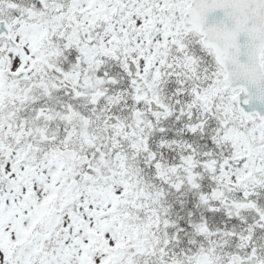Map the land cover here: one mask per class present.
Listing matches in <instances>:
<instances>
[{
	"label": "snow or ice",
	"instance_id": "snow-or-ice-1",
	"mask_svg": "<svg viewBox=\"0 0 264 264\" xmlns=\"http://www.w3.org/2000/svg\"><path fill=\"white\" fill-rule=\"evenodd\" d=\"M0 264H264V0H0Z\"/></svg>",
	"mask_w": 264,
	"mask_h": 264
}]
</instances>
